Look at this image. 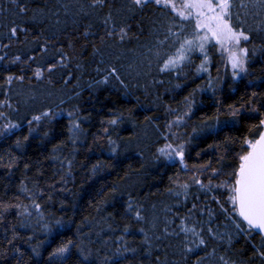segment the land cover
I'll return each mask as SVG.
<instances>
[{"label": "trees", "instance_id": "obj_1", "mask_svg": "<svg viewBox=\"0 0 264 264\" xmlns=\"http://www.w3.org/2000/svg\"><path fill=\"white\" fill-rule=\"evenodd\" d=\"M241 2L247 7H239ZM235 4L233 11L251 31L250 40L241 43L249 49L247 74L233 80L219 48L209 49L208 72L197 73L203 59L197 53L182 74L161 73L148 49L155 51L157 39L180 20L154 3L135 8L130 0H0V56L5 57L0 64L7 69H0V112L7 116L0 126L20 125L0 137V264H105L117 250L119 264H223L220 257L228 264H264L256 253L264 251V235L238 232L233 220L239 218L221 209L232 208L228 190L205 191L194 183L199 178L207 184L213 168L222 170L213 184L231 183L228 173L238 167L241 141L252 139L250 129L264 119V12L253 15L251 0ZM21 6L27 11L21 13ZM121 27L127 30L123 40ZM59 49L66 66L48 72L61 58ZM16 56L21 60L10 63ZM37 68L40 78L34 75ZM110 68L123 84L114 77L96 83ZM13 74L23 81L8 84L5 77ZM186 97L192 102L188 116ZM230 105L241 108L239 122L212 129L217 115L221 121L229 118ZM252 107L259 111L251 112ZM43 112L50 115L33 122L36 131L30 135L28 121ZM178 116L181 123L169 129ZM113 119L116 124L109 123ZM74 123L79 131L72 129ZM201 124L207 126L193 134ZM180 142H187L183 164L158 152L166 143ZM205 165L208 171L202 173ZM181 184H188L186 194ZM186 227L202 230L205 245L197 247L198 238L184 232ZM14 234L18 238L9 244ZM69 242L66 259H49Z\"/></svg>", "mask_w": 264, "mask_h": 264}, {"label": "snow or ice", "instance_id": "obj_2", "mask_svg": "<svg viewBox=\"0 0 264 264\" xmlns=\"http://www.w3.org/2000/svg\"><path fill=\"white\" fill-rule=\"evenodd\" d=\"M103 3V0H94V4ZM131 5L135 8H144L149 4L154 3L157 6L170 9L176 17H179V25H169L166 28V35L163 40L157 39L153 48L148 49V53L153 56L158 63V70L161 73L165 72H176L178 75L183 73V68L192 63V56L194 54H199L203 57L200 65L197 67V73L208 72L209 65L211 64V58L209 56V49L219 48L220 53L226 58V64L230 65L232 69V79L236 80L241 76V74H247V64L249 60V49L247 47H241L242 42H248L250 40V28H246V20L241 19V14L239 12H234L233 9L237 6L235 0H180L179 3L176 0H130ZM241 8L247 7L243 2L239 5ZM251 7L254 9L253 15L259 16L261 12H264V0H251ZM20 12H26L27 9L23 6L20 7ZM131 10V9H130ZM248 13H245L247 16ZM111 16L105 21V24L109 22ZM191 24V31H187V25ZM259 28V25L257 26ZM174 28H178V31H174ZM18 29L12 27L10 33L12 36H16ZM114 30L107 32V35H113ZM85 36L88 35L87 32L84 33ZM120 39L123 40L127 35V30L125 27L120 28ZM103 40V37H101ZM167 45V49L165 48ZM7 47V45H5ZM48 48V42L45 41L41 45V51L46 52ZM169 49L171 51H169ZM61 53V58L56 63H53L47 67L48 72H52L55 68L59 66H66L64 64L63 50H58ZM98 49H94V53L98 52ZM252 54L255 55L256 49L253 48ZM35 57H28V60H34ZM5 57L0 56V61H4ZM21 60L20 56H16L10 63L16 64ZM27 61H25L26 63ZM151 63V60H149ZM0 69L7 71L2 64H0ZM99 71V69H98ZM34 75L40 78L43 73L40 68L35 70ZM110 77H114L121 84L123 80L120 79L119 73L116 68H110L107 70V75L104 76L102 80L96 81L97 84L107 83ZM6 82L11 84L12 81L19 80L23 81L24 77L22 75H8L5 77ZM163 83V81H160ZM212 80L209 78V86H211ZM126 87V85H125ZM257 93L253 92L252 97H256ZM185 102L188 105L189 111L184 113L188 116L191 112V101L186 97ZM4 105L11 107L7 102H3ZM243 107V106H241ZM78 111V109H77ZM219 113V109L217 110ZM251 112H258L259 110L255 107L250 109ZM228 119L221 121L219 115L214 119L216 123L212 125V129H216L223 125L225 127H234L239 122V117L241 115V108H236L234 106H229ZM50 112H43L40 116H33L31 120L28 121L29 134L36 131L32 124L33 122H39L42 117H48ZM73 113H69L72 116ZM0 118L7 120V116L4 112H0ZM87 117H85L86 119ZM183 120L182 116H178L175 121H170L167 127L171 129L173 124L179 125ZM111 124H116L115 119L109 121ZM207 125L201 124L192 129L193 134H196L198 129L203 131ZM19 124L12 122H7L0 126V137H4L11 134L14 129H18ZM72 129L75 131L80 130L79 123H74ZM47 135V133H45ZM175 137L176 134L172 133ZM250 135L253 137L249 139L245 137L241 141L242 154L237 153V158L239 160L238 167L232 172L228 173L231 183L228 181H222L220 184H213V178L219 177L222 174V170L219 168L211 169L208 176V183L204 184L199 178H194V183L199 186L200 189L205 191H212L213 189L226 188L229 192L228 202L232 205L231 210L224 209L221 205V209L228 214L229 211L234 213L238 220H233L235 227L240 233H252L258 230L260 234H264V119L259 120L258 125H253L250 129ZM28 136H25L24 141L28 140ZM167 139V137H165ZM190 142V139L189 141ZM187 142L180 143H166L163 147L158 149L161 156L168 160H174L179 157L180 162L183 164L185 147ZM109 143H114L109 141ZM231 145L233 141L226 140L225 142ZM17 148L21 147V141L18 139L16 141ZM247 146V150H243ZM211 147V146H210ZM115 151V147L112 149ZM227 150V149H226ZM199 155V153H197ZM223 158V157H222ZM27 167V165H26ZM186 167V166H185ZM209 165L202 166L199 171L207 172ZM185 191L188 189V184L179 185ZM179 194V193H178ZM215 199V197H213ZM219 203V201H217ZM35 207L39 209V205L36 204ZM196 205H193V209ZM129 210L131 211V205H129ZM191 211V210H190ZM137 219H141L140 213L136 214ZM246 224L247 228L241 227V224ZM59 224V221H57ZM24 227L25 225H21ZM47 228V225H45ZM184 232H191L193 236L197 237L200 245H205V240L201 235V232H197L195 227L183 228ZM209 233H212V229H208ZM18 237L13 235L12 239L8 241L12 244L14 240ZM222 239L223 237H219ZM31 239V238H29ZM71 242L66 245L60 246L50 254L49 259L64 260L67 258L66 254L70 253ZM33 253L38 254L37 249H32ZM128 251V249H124ZM188 252H192V248H187ZM256 253L264 258V251L256 250ZM122 257V253L117 250L113 253L112 257H105V264H119V258ZM86 260L87 257H84ZM223 264H228V261L224 257H220ZM199 264V261L197 262ZM234 264V262H233Z\"/></svg>", "mask_w": 264, "mask_h": 264}, {"label": "rangeland", "instance_id": "obj_3", "mask_svg": "<svg viewBox=\"0 0 264 264\" xmlns=\"http://www.w3.org/2000/svg\"><path fill=\"white\" fill-rule=\"evenodd\" d=\"M179 158V157H178ZM184 161H185V157H184Z\"/></svg>", "mask_w": 264, "mask_h": 264}, {"label": "water", "instance_id": "obj_4", "mask_svg": "<svg viewBox=\"0 0 264 264\" xmlns=\"http://www.w3.org/2000/svg\"><path fill=\"white\" fill-rule=\"evenodd\" d=\"M256 231H258V230H256ZM264 235V234H263Z\"/></svg>", "mask_w": 264, "mask_h": 264}]
</instances>
